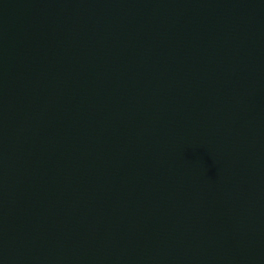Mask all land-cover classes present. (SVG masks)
<instances>
[{"label": "water", "instance_id": "obj_1", "mask_svg": "<svg viewBox=\"0 0 264 264\" xmlns=\"http://www.w3.org/2000/svg\"><path fill=\"white\" fill-rule=\"evenodd\" d=\"M0 264H264V0H0Z\"/></svg>", "mask_w": 264, "mask_h": 264}]
</instances>
